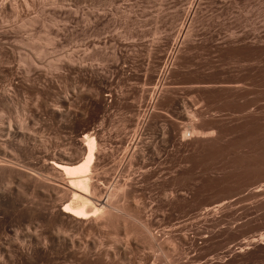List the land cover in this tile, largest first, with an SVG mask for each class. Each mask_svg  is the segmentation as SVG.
Segmentation results:
<instances>
[{"label": "rangeland", "instance_id": "rangeland-1", "mask_svg": "<svg viewBox=\"0 0 264 264\" xmlns=\"http://www.w3.org/2000/svg\"><path fill=\"white\" fill-rule=\"evenodd\" d=\"M0 264H264V0H0Z\"/></svg>", "mask_w": 264, "mask_h": 264}, {"label": "bare ground", "instance_id": "bare-ground-1", "mask_svg": "<svg viewBox=\"0 0 264 264\" xmlns=\"http://www.w3.org/2000/svg\"><path fill=\"white\" fill-rule=\"evenodd\" d=\"M84 139L86 141L85 151L83 152V157L79 161L53 163L54 168L60 170L67 177V187L73 199L71 200L72 202H70V204L65 206L63 211L74 216L75 218L84 217L88 212H93L96 214V216H99L103 213L111 215L112 213L108 212L112 211V209L106 203L108 197H106L107 199L105 200H101V203L98 205L92 204L93 201H91L90 198L92 196L89 194V187L92 185V181L90 179L92 176L90 171L92 169L90 170V168L93 166V153L96 143L94 138L90 137L89 135H85Z\"/></svg>", "mask_w": 264, "mask_h": 264}]
</instances>
